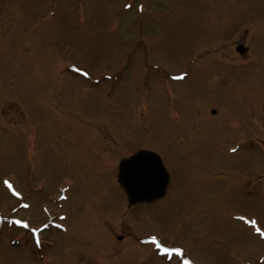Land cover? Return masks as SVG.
<instances>
[{"label": "rangeland", "instance_id": "rangeland-1", "mask_svg": "<svg viewBox=\"0 0 264 264\" xmlns=\"http://www.w3.org/2000/svg\"><path fill=\"white\" fill-rule=\"evenodd\" d=\"M142 149L170 185L130 207ZM177 249L264 264V0H0V264Z\"/></svg>", "mask_w": 264, "mask_h": 264}, {"label": "water", "instance_id": "water-1", "mask_svg": "<svg viewBox=\"0 0 264 264\" xmlns=\"http://www.w3.org/2000/svg\"><path fill=\"white\" fill-rule=\"evenodd\" d=\"M242 52L245 49L240 48ZM145 160L148 166L145 170L134 169L135 161ZM120 182L126 188L131 204L151 202L165 195L169 183V175L162 165L159 156L143 151L121 164Z\"/></svg>", "mask_w": 264, "mask_h": 264}]
</instances>
